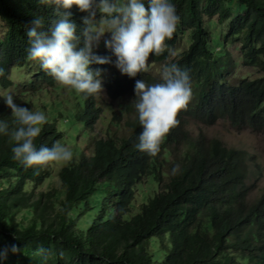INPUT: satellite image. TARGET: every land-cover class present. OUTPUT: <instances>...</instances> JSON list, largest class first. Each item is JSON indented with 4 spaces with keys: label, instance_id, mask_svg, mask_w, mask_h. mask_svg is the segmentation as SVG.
Segmentation results:
<instances>
[{
    "label": "trees",
    "instance_id": "1",
    "mask_svg": "<svg viewBox=\"0 0 264 264\" xmlns=\"http://www.w3.org/2000/svg\"><path fill=\"white\" fill-rule=\"evenodd\" d=\"M172 3L178 27L193 40L174 63L188 70L195 97L187 101L190 108L177 111L178 122L163 136L161 151L150 158L133 146L135 123L134 131L124 136L112 131L106 138L92 137L88 155L66 140L70 132L75 139L88 136L102 102L60 85L38 61L26 57V30L40 16L46 31L54 18L52 6L38 0H0V93H11L17 104L46 114L48 122L33 141L37 147L59 142L73 153L68 162L24 167L12 158V142L0 136V246H17L4 264H264V193L250 199L247 172L241 171L246 168L243 156L215 138H191L186 129L191 118L228 113L235 122L233 115L242 114L264 131V78L240 76L238 85H229L232 71L221 58L228 52L217 40L218 24L233 18L237 29H247L233 35L245 41L241 47L247 50L240 52L244 63L251 54L260 55L252 39L264 29V17L251 14L264 11V0ZM70 11L79 31L86 13L75 5ZM215 14L216 19H207ZM101 45L93 51L114 60ZM172 45L164 43L159 54L149 56L167 58L170 51L164 48ZM216 45L222 49L215 50ZM259 64L264 68V61ZM110 66L114 64L89 65L101 69L102 88L110 97L124 98L136 79L146 80L145 75L129 77L119 71L106 78L104 70ZM17 68L23 69L20 80L12 76ZM68 93L76 100H67ZM130 109L124 104V111ZM0 119H11L2 98ZM117 119L110 123L116 125ZM173 165H178L175 173ZM145 186L154 193L142 202L149 192L144 193L136 206Z\"/></svg>",
    "mask_w": 264,
    "mask_h": 264
},
{
    "label": "clouds",
    "instance_id": "2",
    "mask_svg": "<svg viewBox=\"0 0 264 264\" xmlns=\"http://www.w3.org/2000/svg\"><path fill=\"white\" fill-rule=\"evenodd\" d=\"M38 2L51 5L54 18L46 31L42 30L43 17L37 16L32 20V27L26 30L28 38L26 57L29 60L38 61L40 69L60 85L67 86L76 93L85 96L93 95L96 100L95 94L103 89L101 69H93L89 67L90 64L111 62L118 69L113 70V73L119 71L129 77H134L136 74L145 75L146 80L136 79L130 93L124 98H110V100H117L116 110L113 109L110 102L105 105L102 102V110L94 120L107 118V123L111 124L110 120H114L118 116L117 124L114 126L121 125L124 131L132 132L134 131L132 124H137L138 132L133 146L139 150V155L150 158L156 156L161 151L163 136L165 134L168 136L171 133V126L178 122L175 117L181 114L177 111L184 107L190 108L192 103H187V101L189 98L195 97V93H191L188 70L174 63L179 62L183 56L181 54L189 49L193 40L190 38V32L178 27V16L172 0H38ZM73 5L78 11L86 13L80 17L83 27L79 31H77V24L70 19L72 16L70 9ZM249 9L248 7L247 10ZM98 13L99 15H97ZM215 15H211L207 19L210 17L216 19ZM251 16L264 17V11L252 12ZM230 21H232L231 25H229ZM217 28L221 32L218 36L220 37L218 43H223V48L228 52V55L221 56V58L223 63L229 64L232 71V74L227 77L228 84L238 85L241 80L240 76L245 77L246 80L264 78V68L259 64V61H264V47L262 46L264 29H261L252 39L253 50L256 53L259 52L260 55L251 54L250 62L246 64L244 58L240 56L241 49L247 50L246 47H241L245 41L241 37L233 35L243 34L247 29H241L242 31L237 29L233 18L222 19V23H219ZM106 32L109 33V37L104 39V46L110 49L114 60H110L109 56L97 55L93 51ZM183 35L188 37L187 47L179 54L171 51ZM171 41L173 45L164 48L170 51L169 57L158 59L149 56L150 54H159L163 50L164 43ZM232 41H238L237 46H239L240 52L237 59L233 58L228 51V45ZM217 48L220 47L216 45L215 50H219ZM156 62H161L159 74L150 71L151 66ZM240 63L256 68L257 70L254 72L258 75L250 77L246 72L245 75L237 76L235 68ZM106 70H104L105 74ZM0 73H2V69H0ZM0 98L10 109L11 114L10 120L0 119V136L6 137L12 142L10 150L13 159H16L24 167L71 160L73 153L66 144L53 142L51 146L41 144L38 147L34 144V138L41 133L42 126L48 122V117L44 112L17 104L11 93H0ZM124 104L130 105L131 109L124 111ZM108 109L112 111V114L107 116L105 113ZM127 112L132 114V119L124 118V114ZM214 114L216 113L207 114L208 116L197 120L191 118L186 125L189 136L195 139L200 136L208 139L215 138L226 146L218 137H210L202 132L192 137L189 131L191 122L211 126L222 119H228L237 130H242L239 124L242 123L249 129L264 135V131L250 124L242 114L233 115L237 118L236 122L228 113L222 114L221 117L216 116L219 114ZM206 119L211 121H206ZM94 120L89 125L90 129ZM111 132L112 130L108 129V133ZM234 151L243 156L246 164V168L241 171L247 172L245 182L250 186V199L258 198L259 194L264 193V188L258 187L261 177L260 164L255 163L254 167H250L247 162V159L251 160L250 156L246 152ZM74 155L77 156V154ZM177 169L178 165H173L171 171L175 173ZM16 251L15 243L0 246V264H4L9 252L15 253ZM39 251L43 254L42 260L46 261V250L41 248Z\"/></svg>",
    "mask_w": 264,
    "mask_h": 264
},
{
    "label": "rangeland",
    "instance_id": "3",
    "mask_svg": "<svg viewBox=\"0 0 264 264\" xmlns=\"http://www.w3.org/2000/svg\"><path fill=\"white\" fill-rule=\"evenodd\" d=\"M99 15V13L97 14ZM217 15H215L216 17ZM225 29V28H222ZM219 34L221 33L220 31H218ZM232 36V35H231ZM109 37V33H104L102 35V37L100 38V40L98 41L96 46H100V44H103L101 46H103L104 49H106V47L104 46V39ZM218 41L220 40V37H218L217 39ZM189 41H188V37L187 35H183V37L177 41L176 45L172 48L171 51L176 52V53H180L181 51H183L187 45H188ZM238 41H232L229 45H228V51L229 54H231L233 56V58L237 59L239 56V52L240 50L238 49L239 46H237ZM217 49H222V48H217ZM223 52H227V49H222ZM225 61L227 59H224ZM161 69V62H156L155 64H153L150 68V71L154 74H159V71ZM23 70L22 68H17L14 70V73L12 74L14 80H20L21 76L19 75V71ZM113 70H118L115 66L113 67H108L106 70V74L105 77L109 78L112 76L113 74ZM256 68L250 67V66H246L242 63H240L239 65H237V67L235 68L236 74L237 76L239 75H245L246 72L249 73L250 77L256 76L258 75V73H255L254 71H256ZM95 96L97 97V101H101L105 104H107L108 102H110V105H112L113 109L116 110L117 107V100H110V95L108 94L107 91H104L103 89L100 90L99 93L95 94ZM66 99L69 101H75L76 99L71 95V94H67L66 95ZM31 101H33V98H30ZM49 100H52V95L49 97ZM41 100H36V103H40ZM109 105V104H108ZM112 111L110 109L107 110V112L105 113V115H111ZM124 118L125 119H132L133 116L130 113H125L124 114ZM108 119L107 118H98L96 120H94V123L91 127V130L89 131L88 136H81V135H77L76 139H75V134L72 135V133L70 132L69 134L67 133L66 136H68L66 138V140L72 145L74 146V148H78L80 150H82L86 155H88L90 153V147H89V140L94 136L97 138L98 136L100 137H106L109 133H108V129L116 130V133L120 136H124L127 134V130H123L122 126H114L112 124H108ZM240 127L242 128V130H237L230 122L228 119H222L219 120L218 122H216L215 124L211 125V126H206L204 124L201 123H194L191 122L189 124V131L192 137H195L199 132H202L204 134H206L207 136H213V137H218L220 138L223 143L228 146L231 149L234 150H239L241 153L246 152V154H248L251 160L247 159V162L249 163V166L254 167L255 163L260 164L261 166V177L260 180L258 182V187L259 188H264V135L261 133H258L256 131H253L251 129H249L248 127L242 125V123H239ZM70 137V138H69ZM74 138V139H72ZM247 156V155H246ZM248 158V156H247ZM263 167V168H262ZM51 182H55V177H52ZM144 188V190H142ZM141 189V191L139 192V194L137 195L136 199H135V205L137 206L140 201L143 199V194L146 192H149L150 189L149 187L145 186ZM157 190V189H155ZM154 190L152 189L151 192H149L147 195H145L144 199L142 200V202L146 201V197L153 195Z\"/></svg>",
    "mask_w": 264,
    "mask_h": 264
}]
</instances>
